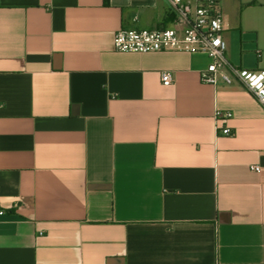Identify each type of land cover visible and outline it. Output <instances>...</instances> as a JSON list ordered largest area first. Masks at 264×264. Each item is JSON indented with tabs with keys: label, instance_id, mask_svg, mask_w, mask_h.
Returning <instances> with one entry per match:
<instances>
[{
	"label": "crops",
	"instance_id": "0c3cea01",
	"mask_svg": "<svg viewBox=\"0 0 264 264\" xmlns=\"http://www.w3.org/2000/svg\"><path fill=\"white\" fill-rule=\"evenodd\" d=\"M221 5L229 60L264 68V0ZM173 25L169 0H0V264H264V105L207 53L114 46Z\"/></svg>",
	"mask_w": 264,
	"mask_h": 264
},
{
	"label": "built area",
	"instance_id": "2783aa9c",
	"mask_svg": "<svg viewBox=\"0 0 264 264\" xmlns=\"http://www.w3.org/2000/svg\"><path fill=\"white\" fill-rule=\"evenodd\" d=\"M174 14V25L160 29H127L115 32L114 46L119 51L150 52L160 50H182L204 52L211 62L202 70L201 79L214 85H231L241 82L257 100L264 105V68H248L235 64L227 57V15L222 9V0H169ZM164 85L174 81L171 70L160 72ZM217 118L231 116L230 111L215 112ZM221 134L232 135L229 126L219 127ZM254 170L260 166L253 164ZM7 208L0 206V218Z\"/></svg>",
	"mask_w": 264,
	"mask_h": 264
}]
</instances>
